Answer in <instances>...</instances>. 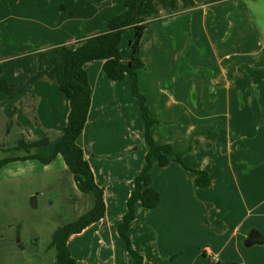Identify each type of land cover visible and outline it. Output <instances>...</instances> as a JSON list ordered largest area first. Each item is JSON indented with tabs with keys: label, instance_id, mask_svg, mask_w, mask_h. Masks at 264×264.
Wrapping results in <instances>:
<instances>
[{
	"label": "crops",
	"instance_id": "0c3cea01",
	"mask_svg": "<svg viewBox=\"0 0 264 264\" xmlns=\"http://www.w3.org/2000/svg\"><path fill=\"white\" fill-rule=\"evenodd\" d=\"M126 1L0 0V53L9 50L34 61L14 85L34 76V67H54L62 57L56 44L104 31L125 11ZM142 17L151 23L141 40L144 68L138 75L156 121L152 135L157 144L184 154L191 169L209 172L212 183L197 187L183 165L156 162L153 187L161 202L154 210L135 206L128 232L132 246L144 264H216L212 257L218 264H264V243L244 248L252 231L264 238V0H146ZM133 38L127 31L121 44L126 64ZM85 69L92 105L77 143L104 189L106 214L71 236L68 246L78 264H136L118 228L135 179L146 167L145 120L129 76L111 81L103 61ZM12 100L18 107L12 125L28 129L29 136L21 139L51 138L33 154L52 156L68 123L67 96L58 85L38 81ZM56 163L78 190L61 156L47 165L39 160L7 164L0 179H34L40 164L48 169ZM10 170L14 176L3 174ZM83 197L76 194L74 201ZM94 203L95 198L75 221ZM3 212L0 207V264H57L56 253L38 251L34 236L25 241Z\"/></svg>",
	"mask_w": 264,
	"mask_h": 264
},
{
	"label": "trees",
	"instance_id": "16d2710c",
	"mask_svg": "<svg viewBox=\"0 0 264 264\" xmlns=\"http://www.w3.org/2000/svg\"><path fill=\"white\" fill-rule=\"evenodd\" d=\"M145 2L146 0H128L125 2V11L108 22L104 31L74 41L56 44V47L62 51V57L58 63L47 71H38L34 68L35 75L20 87L10 85L8 80L3 77V63L25 56L10 55L4 61H0V92L6 93L14 99L19 94L31 89L35 82L48 81L58 85L70 102L68 123L52 156L43 158L33 154V150L51 143V138L45 137L35 141L21 139L13 151L24 152V155L9 156L0 160L1 169L13 162L29 160H39L47 165L58 156H61L74 175L78 190L83 194L94 196L95 203L90 211L82 215L77 221L59 227L54 233L50 249L56 250L57 264H78L68 246L70 237L80 234L91 225L100 222L106 214L104 189L96 183L94 173L85 158L84 151L77 143L87 124L92 105V89L85 69L87 63L103 61L104 72L113 82L123 81L129 76L132 80L133 95L140 102L145 120L146 140L149 144L146 167L135 179L134 189L128 200V212L118 228L120 236L127 244L128 253L136 264H144V258L133 248L128 232L131 223L135 220V206L138 203H141L147 210H154L161 202L160 193L153 187L152 171L156 162L162 167L168 166L171 162L183 165L194 174V184L197 187L207 188L212 183L209 172L191 169L184 162V154L175 152L171 145L157 144L152 135V128L156 121L151 117L147 100L140 92L138 75V71L144 68L140 54L141 40L151 23V21L142 17ZM62 8L64 9V6ZM127 31L134 33V38L130 41L132 59L129 64L123 61L121 51L123 37ZM15 115L16 109L13 112V117ZM10 151L9 149L6 152Z\"/></svg>",
	"mask_w": 264,
	"mask_h": 264
},
{
	"label": "rangeland",
	"instance_id": "374dc122",
	"mask_svg": "<svg viewBox=\"0 0 264 264\" xmlns=\"http://www.w3.org/2000/svg\"><path fill=\"white\" fill-rule=\"evenodd\" d=\"M127 44L128 40H126ZM9 53L16 52L8 50L7 53H0V59H7L12 55ZM33 62L31 59L6 61L4 77L10 84L19 83L14 80L27 76L25 74L28 72L27 67ZM34 68L31 70L33 75L35 74ZM15 109H18L16 102L6 93L0 92V160L24 154V152L13 151L22 135L29 136L25 133L27 128L12 125V122L16 121V115L13 117ZM8 149L11 151L6 152ZM39 166L41 173L34 179L21 177L17 180L2 182L0 179V207L9 219L15 221L16 228L21 229V235L25 241L29 237H36L39 247L36 248L37 245H35L34 250L36 248L51 256L53 252L56 253L55 249H50L55 229L75 221L80 213L87 211L89 203L94 198L83 194L82 202L74 201L76 194L82 193L75 188L73 180L69 179L68 174L70 173L61 172L57 163L48 169H44L46 167L42 164ZM52 170L56 173H48ZM3 174L14 176L15 172L10 170ZM74 210L76 212L72 213ZM245 243L246 241L244 242L245 250H249Z\"/></svg>",
	"mask_w": 264,
	"mask_h": 264
},
{
	"label": "water",
	"instance_id": "95a60500",
	"mask_svg": "<svg viewBox=\"0 0 264 264\" xmlns=\"http://www.w3.org/2000/svg\"><path fill=\"white\" fill-rule=\"evenodd\" d=\"M264 243V238L261 236V234L257 231H252L250 233V236L246 240V246L248 248L257 245V244H263Z\"/></svg>",
	"mask_w": 264,
	"mask_h": 264
},
{
	"label": "built area",
	"instance_id": "2783aa9c",
	"mask_svg": "<svg viewBox=\"0 0 264 264\" xmlns=\"http://www.w3.org/2000/svg\"><path fill=\"white\" fill-rule=\"evenodd\" d=\"M212 260H213V262H215L216 264H218V263L220 262L219 259L216 258V257H212Z\"/></svg>",
	"mask_w": 264,
	"mask_h": 264
}]
</instances>
